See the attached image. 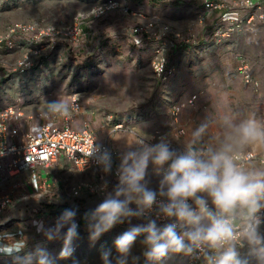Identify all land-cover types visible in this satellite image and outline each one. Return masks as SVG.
<instances>
[{"label":"rangeland","instance_id":"1","mask_svg":"<svg viewBox=\"0 0 264 264\" xmlns=\"http://www.w3.org/2000/svg\"><path fill=\"white\" fill-rule=\"evenodd\" d=\"M111 1L116 4L108 6V0L91 4L42 0L34 5L28 0H0V35L15 22L34 25L30 33L13 35L15 47L0 49V105L19 102L28 113L58 105L62 113L54 118L56 124L67 123L70 127L75 117L85 112L89 124L85 122L82 126L87 124L96 140L106 141L111 150L107 154V167L102 164L104 192L99 196L83 192L77 199L79 206L66 197L68 188L82 181H93L95 176L82 173L78 180L76 176L80 172L69 171L66 163L63 175L56 176L58 187H52L55 194L43 200L52 211L44 215L48 219L40 233H36L32 221L33 216L43 214L32 213V208H37L42 200H31L29 207L15 200L6 208L8 212L14 211V223L0 231L20 230L22 248L15 254V261L0 264H40L41 260L45 264H152L145 255L150 250L145 243L146 233L136 236L127 254L119 253L115 246V241L125 232L146 227L143 219L146 208L138 204V194H132L128 207L140 215H122L106 231L96 234L99 223L96 209L105 200L117 198L118 189L127 187L114 180L111 173L114 167L122 176V165L130 153L139 155L146 146L161 142L178 147L179 154L185 153L191 143L207 146L213 152L229 147L230 152L253 150L264 154V138L244 140L240 132L241 126L249 122L264 132L261 124L264 95L245 82L240 70L246 65L253 77L264 79V29L242 30L228 38L211 39L222 8L199 23V14L191 13L195 7L193 0H153L158 3V11L148 13L138 6L145 0ZM179 5L180 9L175 8ZM99 6L102 12H96ZM125 6L129 8L127 12L123 11ZM154 15L160 20L145 28L147 20ZM51 26L55 33L39 35ZM134 28H140V36L150 35L151 40L145 39L148 42L134 46L131 42L136 34ZM189 32L194 34L192 43L186 42ZM33 44L41 50V55L31 58L32 64L27 68H17V62L29 56ZM161 44L166 49L170 69L165 78L157 75L151 66L153 50ZM73 92L81 93L82 104L66 121L68 100ZM191 94H197L196 101L185 105L175 120L169 113L172 103H185ZM108 115L113 120L105 124ZM21 123L23 131L26 127H21ZM117 123L121 127H114ZM177 127L184 129L183 135L176 134ZM153 133H159L160 137L151 143L138 142ZM250 166L264 171V163L257 161L248 162L241 169L249 172ZM167 168L165 164L158 169L149 159L141 181L163 198L167 197V185L162 186L161 181ZM85 198H90L87 209ZM118 198L124 200L126 196ZM206 199L211 203L210 198ZM62 200L72 204L64 205ZM239 211L243 208L238 206L233 213ZM68 212L73 215L65 219ZM55 215L59 220L53 224ZM82 216L83 223L79 224ZM49 223L60 227L46 234L43 230ZM76 223L69 249L65 244L67 232ZM51 239L54 241L50 242ZM45 242L50 245L45 247ZM64 251L67 254L61 255Z\"/></svg>","mask_w":264,"mask_h":264},{"label":"built area","instance_id":"2","mask_svg":"<svg viewBox=\"0 0 264 264\" xmlns=\"http://www.w3.org/2000/svg\"><path fill=\"white\" fill-rule=\"evenodd\" d=\"M156 2H165L167 0H155ZM206 9L204 12L207 15L210 11L215 9L224 8L223 4H220L213 0H202ZM108 6H113L116 2L108 0ZM129 8L126 6L123 8L124 12H127ZM102 12V8L99 6L96 12ZM160 18L157 15L151 16L145 23V28L151 27L153 24H157ZM217 25L210 34L209 38L222 36L225 38L230 37L233 33L242 30H253L256 23L264 21V0H233L226 6V10L217 17ZM141 28V27H140ZM134 28V36L132 37V44L134 46H141L143 43L148 42L145 39H150L151 36H140V31ZM34 25L32 23L15 22L8 31L0 35V49L15 47L13 35L15 33H30L33 31ZM55 33L54 27L46 28L45 32H39V35H52ZM177 37L179 34H175ZM194 34L189 32L186 42H194L192 37ZM174 45L173 43L171 44ZM32 50L29 56L23 57L16 64V67L23 70L32 64L31 58L41 55V50L37 48L35 44L32 46ZM166 49L163 44L153 50V57L151 60V66L153 71L165 78L167 71L170 69L167 67V61L165 56ZM242 76L252 88L262 90L264 93V79H258L253 77L246 65L240 67ZM197 94H191L187 97L185 103L175 102L172 103L170 109V116L175 120L177 119L180 111L185 105H191L196 101ZM82 95L80 92H73L69 96L67 109L69 112L65 114L64 119L67 121L70 113L76 114L82 104ZM62 113L59 108H50L49 110L28 113L24 110V107L19 102L11 104L0 105V214L12 204L13 201H20L29 207V202L33 199L44 200L48 195L55 194V191L49 184L46 178L42 177V173L49 171L56 160L61 157L68 164L69 171L91 173L95 176L93 181H82L76 186H71L66 192L68 199L75 200V205L79 206L80 202L77 201L81 197L83 192H89L92 195L99 196L104 192V186L102 184L103 172L102 162L100 158L111 152L109 145L106 141L99 142L95 138L93 130L84 124L80 129L76 130L70 127L67 123L62 126L56 124V115ZM38 117L37 121L31 122L23 131L20 130V122L27 120L28 122L34 117ZM70 117V116H69ZM55 118V120H54ZM42 121H38V120ZM113 118L108 115L104 118V123L109 124ZM261 124L264 127V106L262 109ZM114 127H121V124H115ZM177 135H183L184 129L177 127L175 130ZM160 137L159 133H153L148 138H140L138 142L140 144L151 143ZM177 155L181 150L174 146L170 147ZM194 151L200 155H206L209 152L207 146L197 145L191 143L186 152ZM233 156L235 163L242 168L246 163L251 161H257L264 163V154H257L253 150H239L229 153ZM112 176L117 183H121V172L117 167L111 170ZM64 205L71 203L69 200H62ZM168 203V198L160 196L156 197V201L150 208H146L143 213L146 226L150 222H155L158 229H163L166 225H176L175 231L178 234L192 230V226L178 221L175 217H169L162 211V206ZM189 203L195 208L193 201L189 200ZM72 204V203H71ZM209 210L217 216V218L229 220L235 239L229 242L234 246L238 257H240L246 250L251 251L256 255L260 252L264 245H252L244 235V228L249 223L251 216L249 213L232 212L230 214L220 215L215 206L208 202ZM46 202H41L37 208H32V213L41 212L42 216H33L32 225L36 233H40L44 224H46V218L44 215L48 213ZM255 217H258L261 221L264 217V210H260L255 213ZM59 220L58 215L53 216L51 223L56 224ZM258 231L264 235V230ZM49 225H52L49 223ZM77 225V223L75 224ZM20 230H2L0 231V255L16 254L19 251H15V246L20 245L22 248ZM229 244H225L223 247H210L206 243L200 245H191L192 251L190 253L170 252L169 255L163 260L156 262L152 261V264H199L203 260H215L219 257L224 248ZM68 248H72L68 243ZM12 249V251H8Z\"/></svg>","mask_w":264,"mask_h":264},{"label":"clouds","instance_id":"3","mask_svg":"<svg viewBox=\"0 0 264 264\" xmlns=\"http://www.w3.org/2000/svg\"><path fill=\"white\" fill-rule=\"evenodd\" d=\"M240 132L244 140L264 138V132L258 130L252 122L242 125ZM230 151L229 147H225L215 152L209 150L206 155L194 151L177 155L167 143L161 142L154 146H146L139 155L130 153L122 165L121 176V183L127 187L118 189L117 198L105 200L96 209L95 215L99 218L96 234L106 231L122 215L141 214L128 207L133 200V193L138 194V204L144 208H150L156 201L157 193L141 183L151 159L158 169L165 164L168 165L161 181L162 186L167 185L168 203L162 206V211L167 216L175 217L178 221L192 226V230L178 234L175 231L176 225L169 224L161 230L153 221L146 227H134L120 236L115 241L119 253L127 254L136 236L141 233H146L145 243L150 246L145 255L149 260L156 262L166 258L170 252L190 253L191 245L206 243L210 247L218 248L229 244L235 239L233 228L229 220L217 218L209 210L208 199L201 195L204 193L221 214H230L238 206L247 209L251 219L244 228V235L250 244L264 245V235L258 231L260 220L255 217V213L264 207L261 203L264 200V171L245 172L235 163L233 156L229 154ZM100 162L107 167L106 154L100 158ZM164 194L161 192V195ZM121 195H125L126 199H119ZM189 200L193 201L195 208ZM72 215L71 212L66 213L65 219L71 218ZM205 217L209 221L207 224L201 223ZM75 228L76 225L73 224L68 229L66 245L75 235ZM20 247L16 245L14 250L20 251ZM260 251L264 253V248ZM66 254V251L61 253ZM237 256L235 247L229 244L220 253L216 264H240ZM259 259L261 264H264V256H260ZM40 264H45V261L41 260Z\"/></svg>","mask_w":264,"mask_h":264},{"label":"crops","instance_id":"4","mask_svg":"<svg viewBox=\"0 0 264 264\" xmlns=\"http://www.w3.org/2000/svg\"><path fill=\"white\" fill-rule=\"evenodd\" d=\"M40 1H42V0H28V2L30 4H34V5L37 4ZM52 1H54V0H52ZM65 1H70V0H65ZM72 1H75L76 3H80V4H91V3L96 2L97 0H72ZM213 1H216V2L224 5V8H222V11L219 12V14H220V13H222V12H224L226 10V6L230 2H232L233 0H213ZM193 3H194V6L195 7H193L194 8V12H191V13L192 14H196V13L199 14L198 15V22L199 23L205 17H207V16L209 17L210 16V13H212L214 11V10L213 11H210L207 15H205L204 12L206 11V9H205V7L203 5L202 0H193ZM157 4L158 3H156L153 0L152 1H149V2H148V0H145V2H141L138 6H139V8H142V11L143 12H147L148 13V12H152V11H158L159 6ZM180 6L181 5L175 6V8H179L180 9ZM213 22H214V20H213ZM216 25H217V20H215L213 27H215ZM255 28L257 30L264 29V21H261V22L256 23ZM259 92L264 95V93L262 92V90H259ZM37 119H38V117L35 116L29 122L27 120H25V121L23 120L22 123H21L23 125L21 127H27L31 122L37 121ZM38 121H42V120L39 119ZM85 122H87V123L89 122V117H88L87 114H85V112H83L80 115H77L75 117V119H74V121H72L71 125H72V127L74 129L78 130V129H80L82 127V124L85 123ZM65 165H66V162L63 160V158L59 157L56 160V162L54 163V165L51 166V168L49 169L48 172L42 173V177H44V178L47 179V181L49 182V184L51 185V187H54V186H57L58 187L57 182H56L57 181L56 176L63 175L64 166ZM248 169L250 170L249 172L259 171V168L256 167V166H253V167L250 166V168H248ZM82 175L83 174L80 172V174H78V176H76V179H78V180L81 179L82 178ZM201 195H204L205 198H208L206 193L201 194ZM87 203H90V198H85V208L86 209H87V206H88ZM261 203L264 204V200H262ZM261 208L264 210V207H261ZM216 210H218V209H216ZM13 212L11 210L8 212V210L6 209L4 212H2L0 214V229H5V228H8L10 225H13L12 223H14L13 222V218H14V215H15V214H12ZM218 212H219V210H218ZM242 212L243 213H248V210L247 209H243ZM220 215L223 216L225 214H221L220 213ZM83 218H84V216H82V218H79V221H80L79 224H82L83 223ZM208 222L209 221H208L207 217H205L201 221V223H203V224H207ZM59 227H60V225H55V226L47 225V229H44L43 231L46 234L47 233L50 234L51 231L58 230ZM28 229H30V228H28ZM260 229L262 231L264 230V217H263V219L261 221ZM49 241L52 242L54 240L51 239ZM26 242H27V240H26ZM47 245H50V244H48V243L45 242V245L44 246L46 247ZM16 256L17 255H12V256H10V255H7V256L0 255V262L8 263V262L15 261L14 260V257H16ZM260 256H264V253H262L260 251L258 254L254 255V254L251 253V251L246 250L245 253H243L240 257L237 258V260L240 261V264H261V261L259 259ZM217 259L218 258H216L215 260H212V259H210V260H203L199 264H216V260Z\"/></svg>","mask_w":264,"mask_h":264},{"label":"trees","instance_id":"5","mask_svg":"<svg viewBox=\"0 0 264 264\" xmlns=\"http://www.w3.org/2000/svg\"><path fill=\"white\" fill-rule=\"evenodd\" d=\"M47 208H48V207H47ZM48 210H49V211H52V209H49V208H48ZM79 223H80V222H79ZM12 255H15V254H11L10 256H12Z\"/></svg>","mask_w":264,"mask_h":264}]
</instances>
